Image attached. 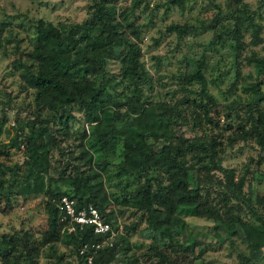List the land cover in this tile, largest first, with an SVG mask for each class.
<instances>
[{
  "label": "trees",
  "instance_id": "obj_1",
  "mask_svg": "<svg viewBox=\"0 0 264 264\" xmlns=\"http://www.w3.org/2000/svg\"><path fill=\"white\" fill-rule=\"evenodd\" d=\"M184 0H168V4L182 8ZM138 0H132L127 9L116 12L109 0H90L87 15L80 23L67 25L37 20L34 25L31 48L22 62L13 60L11 63L18 70V77L24 85L32 90L33 111L31 118L17 124V129L3 149L22 147L24 159L20 166L11 168L0 165V175L8 172L7 178L0 180V198L4 206H8L12 197H26L35 192L44 197L43 209L46 215L45 228L37 238L28 232H13L0 235V264H36L40 249L46 245L60 243L69 250L68 256L73 261H62L55 258L53 264H113L115 242H110L117 232L114 217L104 213V195L98 202L93 182L82 176L78 167L73 174L62 176L57 180L46 177L48 162L47 150L52 141L49 122L56 120L65 123L70 118V106H76L82 113L83 122L88 126L86 137L88 147L104 154L113 153L120 140L119 157L115 178L122 176L143 177V183L130 192L125 191L113 201L115 204L138 212V223L144 224L139 231L142 239L149 241L154 250L175 247L172 235L184 228L180 216L204 217L225 225L226 231L233 234L235 226L240 227L245 239L255 234L264 233V221L255 212L248 191H243L245 173L235 176L234 170L220 165L221 142L216 135L170 137L169 127L175 119L186 123V116L181 114L178 105L197 107L190 117L192 127L203 124L217 128V120L211 121L208 109L214 104V98L206 91L205 81L199 67L182 74L180 79L198 85L197 99H189L187 89L181 87L182 96L171 105L144 104L139 97L124 94L121 100L111 99L106 89L111 85L110 77L105 71L106 62L116 59L119 63L120 78L125 80L133 90L138 91L137 83L142 84L144 70L139 62V48L134 41L137 32L128 12L132 13ZM242 16H233L231 30L233 41V66H237L236 57L240 50L239 30L243 21L251 24L250 17L242 10ZM3 24L0 23V49L7 40L3 37ZM193 28L188 25L171 24L165 32L181 37ZM128 31L132 32L131 37ZM214 42V41H213ZM211 42V43H213ZM261 42L257 26L251 24L252 45ZM252 65L257 75L264 80V52L257 56L251 54L245 58ZM251 95L243 101L244 118L235 125L236 132L225 137L226 146L233 141L253 139L259 150L264 149V106L259 103L263 96L257 92L256 85H250ZM119 108H122L121 110ZM43 111V113L41 112ZM3 122L0 121V134ZM231 124L225 123L224 130ZM151 139L152 143H147ZM52 144L54 142L52 141ZM77 163L87 170L96 167L105 174L103 161H92L87 150L80 147ZM150 170H158L165 177V184L147 178ZM214 172H217L215 174ZM15 177V178H13ZM146 177V178H145ZM150 181L155 184L151 188ZM2 182L6 183L2 187ZM61 185L65 188L61 189ZM14 190V192H12ZM4 191V192H2ZM66 196L74 200L75 208L91 205L100 218L116 230L107 242L94 249L90 244L99 243L105 235L92 233L90 226H83L73 233L62 231V223L58 221V212L51 199ZM262 199L255 198L254 203L260 204ZM244 218L250 222H244ZM229 219L227 223L223 219ZM125 227L127 231L137 229L138 223ZM162 230L166 239L162 240ZM247 244H249V241ZM120 251L124 255V264H135L136 259L130 254L127 241ZM82 245L86 248L79 253ZM263 244L251 246L258 251ZM191 246L182 248L190 251ZM161 260H165L162 252H157ZM234 264H254L252 257L239 256Z\"/></svg>",
  "mask_w": 264,
  "mask_h": 264
},
{
  "label": "rangeland",
  "instance_id": "obj_2",
  "mask_svg": "<svg viewBox=\"0 0 264 264\" xmlns=\"http://www.w3.org/2000/svg\"><path fill=\"white\" fill-rule=\"evenodd\" d=\"M110 4L120 11L127 9L132 0H109ZM168 0H138L128 19L132 20L137 32L134 41L139 48V62L144 70L142 84L137 83L138 91L133 90L125 80L120 78L119 63L112 58L106 62L105 71L111 80L106 89L107 95L113 100H121L124 94L140 98L144 104L171 105L177 102L183 92L181 87L190 91L186 93L189 99H197L198 85L191 81L185 83L180 79L195 67H199L205 81L206 91L215 102L208 109L211 121L217 120V128L203 124L201 116L199 124L192 125L191 116L201 114L197 107L178 105L181 114L185 115L186 123L175 119L169 127V136L218 135L221 142L220 165L234 170L235 176L245 173L243 191H248L255 212L264 221V149L259 150L253 139L233 141L226 146L225 137L236 132L235 125L244 118L243 101L251 95L250 85L255 84L257 92L263 96L259 106H264V80L256 74L255 68L248 64L245 58L251 54L257 56L264 52V0H184L183 7L167 3ZM90 0H0V23L3 24L2 35L7 39L0 49V165L11 168L19 167L24 159L22 147L3 149L17 129V124L31 118L33 111L32 90L27 88L18 77V70L12 61L24 60L30 50L33 28L37 20L50 22L53 25L80 23L87 15ZM246 11L252 25L257 26L261 42L250 43L251 24L243 21L240 33V50L236 57L237 66H233L232 26L233 16H242ZM171 24L188 25L193 29L186 35L177 37L174 33L165 32V27ZM131 37L132 32L128 31ZM214 41V42H213ZM213 42V43H211ZM120 110L122 108H119ZM43 113V111H41ZM70 118L63 124L56 116L49 122L52 141L47 150L48 169L46 177L57 180L59 176L73 174L77 166L82 176H86L95 184L91 194H95L98 202L102 195L104 213L114 217L118 233L110 240L115 242L113 264H124V255L120 251L125 247L124 240L130 248V254L136 259L135 264H234L239 256L252 257L254 264H264V233L255 234L250 239L244 238L240 227L235 226L233 234L226 231L225 225L216 223L204 217L180 216L184 228L172 235L175 247L154 250L149 241L142 239L139 231L144 224L138 223V212L121 207L113 199L125 191H131L143 183V177L122 176L115 178L117 162L120 160V140L113 153L104 154L88 147L86 137L88 126L84 124L81 111L76 106L69 108ZM231 128L224 130L225 123ZM152 143L151 139H146ZM80 147L87 150L92 161L105 163V174L96 167L90 170L82 167L76 161ZM22 169H17V173ZM217 174V172H214ZM8 172L0 175V180L8 177ZM147 178L155 177L160 184H165L164 175L158 170H150ZM145 177V178H146ZM15 178V177H13ZM151 188L155 184L150 181ZM6 183L2 182V187ZM65 187L61 185V189ZM4 192V191H2ZM14 192V190L12 191ZM22 197L15 195L8 206H4L0 198V235L13 232H28L33 238L45 228L46 215L43 209L44 197L32 193ZM262 199L255 204L254 199ZM244 222L250 219L244 218ZM229 219H223L227 223ZM138 223L137 229L127 231L125 227ZM162 240L166 234L162 230ZM249 244H247V241ZM263 244L258 251H252L251 246ZM191 246L190 251L182 248ZM68 248L56 242L40 249L36 264H53L55 258L62 261H73L68 256ZM157 252L165 255L161 260ZM20 264V263H19Z\"/></svg>",
  "mask_w": 264,
  "mask_h": 264
},
{
  "label": "built area",
  "instance_id": "obj_3",
  "mask_svg": "<svg viewBox=\"0 0 264 264\" xmlns=\"http://www.w3.org/2000/svg\"><path fill=\"white\" fill-rule=\"evenodd\" d=\"M58 212V221L62 223V231L65 233H73L81 230L83 226H90L92 233L96 235H105V237L96 244H90L88 247L97 249L101 245H109L108 240L115 235L116 230H112L108 223L104 222L95 208L91 205L76 209L74 200L60 196L50 200ZM118 231V228H117ZM86 248L82 245L79 253ZM90 260L87 259L89 264Z\"/></svg>",
  "mask_w": 264,
  "mask_h": 264
}]
</instances>
